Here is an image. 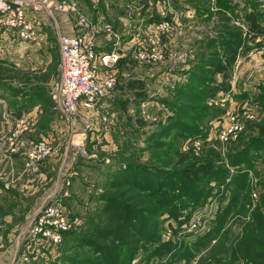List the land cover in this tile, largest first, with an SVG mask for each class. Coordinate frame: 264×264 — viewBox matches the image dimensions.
Here are the masks:
<instances>
[{"label": "rangeland", "instance_id": "1", "mask_svg": "<svg viewBox=\"0 0 264 264\" xmlns=\"http://www.w3.org/2000/svg\"><path fill=\"white\" fill-rule=\"evenodd\" d=\"M102 1L99 0L98 7L99 10L104 8L108 12L107 22L101 19L103 15L100 16V19L93 20L89 15L76 8L77 10L74 11L76 19L74 28L79 31L78 35L90 34L98 47L100 45V49H104L103 45L111 49L112 46L118 44L122 61L109 70L116 78L115 88L110 96L103 100L102 104L100 103L101 106L99 104L97 108L92 110H80L77 116L71 119L70 124L74 126V134L79 137L75 141H78L80 148L79 151L69 149L70 153L73 151L74 155L77 154L76 160L80 158L77 169L79 179H74L72 185L74 199L70 201V205L73 207L71 213L76 217H82L87 211L98 206L96 202H91V200L96 193H103V189L100 187L104 182V173L109 165L107 163L101 164V161H104L101 154H104V151H107L108 154L115 152L110 151L111 148L106 146L113 142L118 146H127L129 151H135V147L143 148L145 146L143 144L145 134H150L156 128L157 123L164 120V101L172 98L176 86L186 84L190 80L189 72L195 69L194 73L202 74H198L199 77H209L208 73L212 71L211 64L218 59L211 55L217 52L218 56H221L226 49L225 43L230 42L229 38L223 36L222 33L224 31L239 33L242 29L244 36H248L249 29L244 22V15L245 12L252 11L250 6L253 1L257 4L258 11L264 14V0H230L232 4L239 5L234 13L227 9L230 3L223 2L220 4L217 0H106L104 4L101 3ZM123 20L127 21L126 24L122 23ZM150 21H152L151 25ZM161 24H167V27L163 29ZM131 37H134L133 40L129 39ZM139 54H143V57ZM153 54H162L164 58L163 60L152 58ZM145 55H151V59H146ZM202 61L206 63L203 65L205 73L196 66ZM3 68L0 64V81L5 79L2 81L3 83H13L14 86L31 84L29 82L31 77L28 76L26 79L27 74L7 68L4 70ZM225 72L220 75H211L212 79L221 83L225 90H220L219 93H214L213 96L206 99L208 108H216L211 109L208 117H206L213 119L207 125V134L195 140L186 141L181 147L184 150L181 153L182 156L185 154L191 156L190 152L192 155L200 156L201 153L209 149H219L222 157H224L229 152L231 142L238 140L248 122L257 124L264 120V110L255 102L256 95L260 94L264 87V39L251 37L238 50L235 62ZM191 77H194V74ZM60 80V57L58 58L56 55L50 79L46 85L44 84L45 91L49 96L59 85ZM25 82L27 83L24 84ZM209 85L214 86L212 82H209ZM3 88L8 91V86L2 87L1 85L0 90ZM0 94L2 93L0 92ZM13 94L15 100L19 99L20 95L18 96L17 92ZM21 101L23 100L21 99ZM14 104L18 110L21 109L20 102ZM6 108L8 106L3 107L0 104V117L3 116ZM54 110V118L66 119L60 115L57 109ZM87 120L92 123V127L88 130L85 129ZM126 120L132 122V127L128 125ZM235 125H238L239 128L231 133ZM81 132H84L85 136H82ZM97 135H100L99 138ZM90 136L95 139L93 143L91 142L94 147L88 142ZM53 145L58 147L60 151L58 145L54 143ZM190 148L193 151H187ZM94 153L97 154L94 161L81 158V155ZM137 153L138 158L140 157V163H148V158L152 154L150 151H137ZM58 155L59 153L37 165ZM227 167L232 172L234 171V168L228 164ZM250 176L251 183L256 186L258 181L256 176L254 173H251ZM63 180L61 175V181ZM211 185L215 186V183ZM97 187H99L98 191ZM258 197L259 193L256 188L253 191V200L256 201ZM52 202L44 204L35 216L43 207ZM223 203L225 202L223 201ZM217 208L218 200L210 198L204 207L198 208L193 213L191 221L183 224L179 231L174 230L175 227L177 228L178 222L169 218L165 221V229L161 239L173 244L177 241H185L188 242L185 245L189 246L197 243L214 227L215 223L212 220L216 218ZM34 217L27 221L21 217L15 223V225H19L23 222L20 230L13 237L14 251L8 264H28L30 261L50 264L56 259L57 254L60 255L58 249L62 246L63 239L58 245H53L47 241L34 242L29 239L30 223ZM242 219L232 225L236 235L242 231L245 221L249 220V216H244ZM69 220L74 223V228L69 231L79 229L84 224L81 218L75 222L73 221L75 219ZM76 224L79 226L76 227ZM5 226L6 224L4 228ZM14 226L12 229L15 228ZM12 229L10 230L12 231ZM16 239L17 243L15 242ZM1 243L4 245L0 247V253L5 256L8 254L9 240ZM181 246L178 247V250L169 252V259L164 258L160 264H167L170 260L173 261L172 264H201L202 255L205 251L195 255L190 261H187L184 256L173 258L175 253L185 252V248ZM23 247H25L24 252ZM33 253L38 257L30 258ZM145 257L144 254L137 256L134 263L145 260ZM19 259H22L23 262H18ZM3 262L4 258L1 259V263L6 264ZM222 263L230 264L229 258H224ZM151 264H159V260L154 259ZM232 264L248 263L239 260Z\"/></svg>", "mask_w": 264, "mask_h": 264}, {"label": "trees", "instance_id": "2", "mask_svg": "<svg viewBox=\"0 0 264 264\" xmlns=\"http://www.w3.org/2000/svg\"><path fill=\"white\" fill-rule=\"evenodd\" d=\"M231 1L217 0L220 4L230 3L227 9L234 13L239 5ZM250 7L252 11L244 15L248 36L242 29L239 33H222L230 42L225 43L221 56L217 52L211 55L218 59L211 64L209 77H199L201 73H194L195 69L189 72L194 77L176 86L172 98L164 101V120L145 134L143 148L129 151L127 146H118L113 153L101 154V164L109 165L100 187L103 193H96L91 200L98 206L82 216L84 224L79 229L63 234L60 255L50 264H151L154 259L160 264L181 245L185 252L179 251L173 258L184 256L190 261L205 251L201 264H223L224 258H229L230 264L239 260L264 264V120L248 122L224 157L219 149H209L200 156L192 152L191 156L181 155L182 145L206 135L207 125L213 121L206 118L211 109H216L208 108L207 97L225 90L211 75L226 73L238 50L251 37L264 39V14L254 1ZM205 64L202 61L196 66L205 73ZM255 102L264 110V87ZM126 121L132 127V122ZM137 151L152 153L148 163L139 162ZM251 173L258 180L256 186L251 183ZM256 188L259 197L254 201ZM210 198L218 200L216 218L212 220L215 225L200 241L189 246L185 241L173 244L161 239L166 220L177 221L174 230L179 231ZM244 216L249 220L236 235L232 225ZM141 254L145 260L134 263Z\"/></svg>", "mask_w": 264, "mask_h": 264}, {"label": "crops", "instance_id": "3", "mask_svg": "<svg viewBox=\"0 0 264 264\" xmlns=\"http://www.w3.org/2000/svg\"><path fill=\"white\" fill-rule=\"evenodd\" d=\"M49 2L53 14H29V20L34 25L35 33L31 38H23L17 30L4 29L0 26V64L4 67L3 69L27 74L26 79L28 76L31 77L29 79L31 84L27 85L25 82L26 85L22 86L3 83L5 79L0 81V86H8V91L4 88L0 90L2 93L0 104L3 107L8 106L3 116L0 117L2 121L0 127V234H2L0 247L4 245L1 243L4 241L9 240L10 244L7 249L8 254L4 256L0 253V264L3 258L6 264L11 261L14 251L13 237L20 230L23 222L19 225L15 223L21 217L26 221L34 217L44 204L62 200L70 219H75L74 222L79 218L83 219L72 215L73 207L70 205V201L74 199L72 192L74 179H79L77 169L80 158L76 160L77 154H73V151L80 149L78 141H75L79 137L74 134V126L70 124V120L67 121L61 117L54 118L55 108L51 97L45 91L44 84L46 85L50 79L56 55L60 57L59 36L61 34L78 35L79 33L74 28L76 24L74 11L81 10L93 20L100 19L103 15L101 19L106 22L108 12L104 8L99 10V0H49ZM101 3H106V0ZM126 22V20L122 21L124 24ZM149 23L151 25L152 21ZM133 38L129 39L133 40ZM107 47L103 45L104 49H100V45L99 47L97 45V49L101 51L108 49ZM16 92L20 97L15 100L13 93ZM16 102H20V110L16 108L14 104ZM81 135L85 136V133L81 132ZM99 136L97 135L98 138ZM93 139L90 136L88 142L93 143L95 141ZM40 140L58 145L60 154L37 166L28 167V151L34 143ZM91 145H89L90 148H92ZM117 146L118 144L112 142L106 147L111 148L110 151H117ZM69 149L73 151L70 153ZM96 157L95 153L81 155L82 159L89 161H94ZM61 175L64 178L63 181H61ZM67 182L70 183L69 186H66ZM65 192L68 194L64 197ZM76 225V227L79 226V224ZM13 226L14 229H12ZM15 242L17 243V239ZM24 250L25 247H23V252ZM36 256L33 253L30 258L35 259ZM58 256L56 255L55 258ZM18 262H23V260L19 259ZM31 263L33 262L30 261Z\"/></svg>", "mask_w": 264, "mask_h": 264}, {"label": "built area", "instance_id": "4", "mask_svg": "<svg viewBox=\"0 0 264 264\" xmlns=\"http://www.w3.org/2000/svg\"><path fill=\"white\" fill-rule=\"evenodd\" d=\"M49 0H0V26L4 29L17 30L23 38H31L34 25L29 20L30 13L53 14ZM167 24H161L165 29ZM61 80L51 92L53 106L62 117L73 119L80 110H92L108 98L115 88L116 78L109 71L116 67L122 54L118 44L111 49L98 50L97 43L90 34H61L59 36ZM143 57V54H139ZM151 59V55H145ZM162 59L163 55H152ZM92 123L85 122V129ZM235 125L231 130H238ZM60 154L59 148L48 141H40L30 148L27 166L32 167L41 161ZM70 183L67 182L66 186ZM68 193L65 192V197ZM68 212L62 200H55L43 207L32 219L28 237L36 242H49L58 245L62 235L73 228Z\"/></svg>", "mask_w": 264, "mask_h": 264}]
</instances>
